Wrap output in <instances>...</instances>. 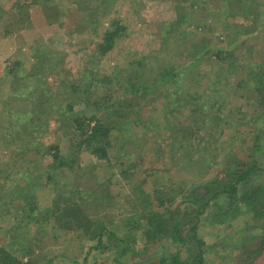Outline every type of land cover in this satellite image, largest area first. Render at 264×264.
Returning a JSON list of instances; mask_svg holds the SVG:
<instances>
[{
    "label": "trees",
    "instance_id": "trees-1",
    "mask_svg": "<svg viewBox=\"0 0 264 264\" xmlns=\"http://www.w3.org/2000/svg\"><path fill=\"white\" fill-rule=\"evenodd\" d=\"M119 1L5 0L8 7H0V21H5L8 15L5 22L8 26L5 24L2 31L5 38L29 27L30 10H33L41 12L48 25L56 24L59 28L65 16L77 12L73 31L87 34L89 39L82 48L85 62L82 77L73 76L65 53L42 42L31 47L29 66L17 58L5 66L0 98V151L4 154L0 156V204L7 206L18 224L24 222L27 226L41 222L62 235L76 234L83 238L88 242L86 255L94 252V264H203L205 251L214 244H208L198 235L201 215L220 196H225L227 203L215 209L213 221L216 224L231 228L232 223L239 220H243L245 226L249 219L264 221V182H253L264 172V166L256 159V150H260V136L256 132L259 123V130L264 129V46L260 60L253 66H245L236 84L239 89L244 86L252 92L256 105L253 115L238 109L235 112L240 116L234 119L231 113L222 110L217 97L208 101L212 92H220L219 85L228 83L229 71L241 65L242 53L238 49L247 44L254 46L251 41L260 31L264 1L209 0L213 8L209 12L211 18L202 17L194 23L197 29L194 31L192 24L187 23L186 12L192 4L188 6L182 0H175L176 17L168 23L164 33L168 35L166 41L173 39L172 45L166 44L168 55H176L177 60H165L157 68L158 63L154 64L157 55L137 56L129 52L125 64L114 63L110 73H102V69H98L102 59L111 53L126 30L116 17ZM192 1L194 6L204 7V0ZM237 15L249 18L250 23L232 21ZM105 24L110 27H104ZM91 35L97 39H91ZM203 62L208 68L201 72ZM98 83H116L122 94L109 90L95 96L94 88ZM169 91L173 92L174 101L170 100L162 111H155L153 115L143 113L142 98L157 92L168 98ZM75 104H82L84 108L74 113ZM184 111L188 113V125L180 119ZM246 119L253 127V132L246 135L251 140V152L227 154L219 164V171L210 178H203L205 164L215 160L217 153L207 146L197 148V142L212 137L215 131H223L221 123L229 128ZM55 122L62 126L63 137L73 131L76 134L70 139L71 150L67 155H62L57 141L46 142L50 126ZM120 124L129 130L130 139L140 138L141 133L152 134V139L161 131L172 130L175 139L179 137V143H193L198 156L189 165L194 167L195 175L203 179L180 190L184 193V204L197 205L193 218L186 219L183 208L172 209L174 198L161 191L164 182H159V172H146L142 179V183H146L150 178L151 193L141 188L142 183L134 186L130 192L133 204L121 224L105 213L107 209L102 204L107 202L102 197L109 195L106 187H102L99 196L95 194V199L86 197L81 189L84 185L98 179L113 183L115 173L111 171L108 175L106 170L114 166L109 150L112 135ZM244 139L242 136L241 142ZM84 153L93 156L95 161L86 165ZM40 157L49 158L43 168L37 163ZM115 165L118 176L127 178L133 164ZM14 167L16 170L10 172ZM66 171L73 174L70 186L63 180ZM79 171L87 175L84 183L77 180ZM43 186L51 187L52 197L49 205L40 208L36 189ZM153 200L161 211L156 210ZM248 231L252 230L246 233ZM9 241L0 246V264H38L33 247L40 244L39 239L28 237L25 244L23 240ZM221 245L226 246L224 241ZM239 245L234 248L238 249ZM171 247L174 250H170ZM103 254H107L108 260L99 261ZM50 261L51 258L45 264H52ZM73 264L79 263L74 261Z\"/></svg>",
    "mask_w": 264,
    "mask_h": 264
},
{
    "label": "rangeland",
    "instance_id": "rangeland-1",
    "mask_svg": "<svg viewBox=\"0 0 264 264\" xmlns=\"http://www.w3.org/2000/svg\"><path fill=\"white\" fill-rule=\"evenodd\" d=\"M204 1V7H199L197 5L194 6L192 0H182V2H185L188 6L192 4V8L189 7L186 9V12L188 13L187 23L188 25L192 24L191 26L193 28L194 23L199 22L202 17L207 19L211 18L209 12L213 10V8L209 0ZM174 6L175 0L119 1L116 7V17L126 26V30L116 41V45L111 53L107 54L102 59L101 67L98 68L99 70L100 68L102 69L100 72L110 73L111 66L114 63L119 62L123 64L124 62L125 64L126 60H128L127 54L129 52H133L137 56L157 55L158 60L154 62V64L158 63L157 68L159 65H163L165 60H170L171 62L176 61L177 56L168 55L170 52L166 47V44H173V39L169 38L170 42H168V40L166 41L165 37L168 35L164 33V30L168 27V23L173 21L176 17V9ZM0 7H8L5 0H0ZM30 11L32 14L31 25L21 31H14L12 35L6 38L3 37L2 31L8 15L4 17L5 21H0V98L3 93L1 91V77L3 75L1 74L5 66L16 58L21 59L26 66H29L31 63V47L35 46L38 42H42L49 48L57 51L60 50V52L65 53L67 65L72 68L71 71L73 76L82 77V64L85 63L82 48L84 44L86 46L89 39L87 38V34H80L73 31L76 25L77 12L74 11L71 16H65L63 26L59 28L56 24L48 25L42 18L41 12ZM107 20L108 17L105 21L107 22ZM231 20L242 24L250 23L249 18L240 15H237V17ZM6 25L8 26V24ZM11 26L13 27L12 22ZM104 27L110 26L105 24ZM10 29L12 28L10 27ZM195 29L196 28H194V31ZM259 30L256 39L251 41L254 46L250 47V45L247 44L243 48L238 49L242 53L240 56L241 65H239L237 70L231 69L229 71L230 74L228 75L227 83L229 85H219L220 92H212L211 95L208 96V101H213V99L217 97V101L222 107V110L231 113L234 119L240 116L235 112L238 109L247 112L249 115H253L254 110H256V105L254 104L255 98L251 95L252 92L243 88L244 86L239 89L236 84L238 79L241 78L242 72L245 70L244 67L253 66L261 58L264 46V16L262 17V24ZM91 37V39H93L95 35H91ZM90 46L94 47V44L91 43ZM238 50L237 53H240ZM205 63L206 62H203V64L200 65L201 72L208 68V65ZM203 86H205V83ZM225 86L227 88H225ZM114 88L116 89L115 92L113 91ZM94 90L95 96L110 91L118 95L122 94V89L119 88L116 83L110 85L98 83ZM169 92L170 97L168 98H164L161 92L152 93L142 98L141 104L143 113L153 115L155 111H162L170 100H175L173 92ZM80 95L83 94L81 93ZM127 96L130 97V94H127ZM171 105L175 106V104ZM83 106L82 104H75L73 106V112H80L84 108ZM186 114L188 113L184 111L180 119L182 123L184 122V124L188 125L189 121L187 120L189 117H187ZM180 119H176V121ZM58 125L60 126V123L55 122L50 126V133L49 137L46 138V142L57 141L60 145L62 155H67L71 150L70 139L72 136L76 137V134L73 131L71 134H66L63 137L62 126L58 127ZM260 126L259 123L258 130L256 131L257 135L260 136V141H258L260 150H256V152H258L256 159L259 165L263 167L264 129L260 131ZM220 127L223 131H215L212 137L202 138L196 144L197 148L202 149L204 146H207L211 151L214 150L213 152L216 151L217 153V158L215 160L205 164L207 167L206 174L203 176L205 179L210 178L219 171V164L227 154L229 155L233 152L243 153L246 150H248V153L251 152V140L249 136L246 135L253 132V127L248 119L229 128H227L224 123H221ZM117 130L118 131H115L112 135V146L109 150L110 161H112L111 164L114 166L106 170L108 175L111 171L115 173L112 178L113 183L109 184L104 179H98L99 182L97 181L91 185H84L81 189L86 194V197H90L91 200H93L95 199V194L99 196L100 191L101 193L103 191L102 187H106L109 195L108 197H102L103 201L107 202L106 204H102L107 209L105 213L111 216L112 220L121 224L126 221L131 204H133V196L130 192L133 190L134 186H138L142 183V179L146 172L151 174L159 172L158 180L160 183L164 182L161 191L174 198L172 209L177 207L183 208L187 213L184 217L186 219L193 218V209H196L197 205L189 204L188 202L184 204L182 198L184 193H180L182 188L188 189L192 184L201 182L203 179L201 175L199 177L196 176L194 167L189 165V162L196 159V156H198L194 145H191L193 143L190 144L186 141L179 143V137L175 139V134L172 130L169 132L166 130H164L165 132L161 131L162 133L159 134V136H155L152 139V134L146 135V133H141L138 139L128 138L130 132L126 129L124 124L118 125ZM130 131L132 132V129H130ZM242 136H245L243 142H241ZM142 144L143 147L139 148ZM0 152V156L3 157L4 154L2 151ZM4 152L6 153V151ZM83 158L86 165L95 161V158L88 153H84ZM37 160V163L43 168L49 161V158L40 157L37 158ZM104 163L103 165L105 167L106 164ZM118 163H122L124 166L133 164L127 178L118 176L119 171L115 165ZM15 170V167L11 168L10 172H14ZM84 176L87 175L79 171L77 180L84 183L83 181L86 180ZM72 177L73 174L67 171L65 172V176L63 175V180L67 186L72 184ZM256 178L257 180H255ZM255 179H253V182H258V180H263L264 182V172L261 173L259 177H255ZM148 180L149 181L146 183L141 184V188L145 190V192L151 193L152 183L150 182V178ZM36 194L40 208L50 204L52 197L51 187H38L36 189ZM226 201L227 198L225 196H220L219 199L212 202L213 205L201 215L198 235L207 240L208 244H214L211 249L205 251L203 264H264V221L257 222L249 219L248 221L246 220L245 223H248V225L245 226L243 220H239V222L232 223V229L222 224H216L213 221L215 209L218 207L223 208L227 203ZM153 204L156 210H162L157 206L155 200H153ZM10 214L12 213L7 211V206L0 204V246H5L10 243L9 239L18 242L23 240L22 243L25 244V242L28 241V237L33 236L40 241L38 246L33 247V254L34 257H37L38 264H45V261L50 258L52 264H73L74 261L79 264H94V252L86 255L88 242L78 235H62L60 232L53 230L50 225H44L41 224V222H39L40 224L30 223L27 226L24 225V222L18 224L19 222L13 218L14 214ZM247 230L252 231L246 233ZM226 235L228 236L227 239H225ZM223 241L224 244H226L225 247L221 245ZM235 245H239L238 249L234 248ZM170 250H174V247H171ZM253 250L257 251L254 253ZM85 255L87 257L86 261H84ZM105 256H107V254H103V256H101L102 259L100 258L99 261L108 260ZM183 256L185 255L183 254Z\"/></svg>",
    "mask_w": 264,
    "mask_h": 264
},
{
    "label": "crops",
    "instance_id": "crops-1",
    "mask_svg": "<svg viewBox=\"0 0 264 264\" xmlns=\"http://www.w3.org/2000/svg\"><path fill=\"white\" fill-rule=\"evenodd\" d=\"M1 44V43H0ZM1 46V45H0ZM1 75H3V71H2V74ZM2 78V77H1ZM4 83V82H3ZM3 89V86L1 87V90Z\"/></svg>",
    "mask_w": 264,
    "mask_h": 264
}]
</instances>
